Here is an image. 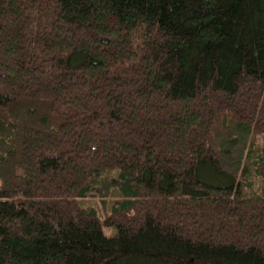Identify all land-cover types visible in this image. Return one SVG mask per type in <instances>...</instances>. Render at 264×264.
I'll return each mask as SVG.
<instances>
[{
	"label": "trees",
	"instance_id": "16d2710c",
	"mask_svg": "<svg viewBox=\"0 0 264 264\" xmlns=\"http://www.w3.org/2000/svg\"><path fill=\"white\" fill-rule=\"evenodd\" d=\"M0 264H264V0H0Z\"/></svg>",
	"mask_w": 264,
	"mask_h": 264
}]
</instances>
